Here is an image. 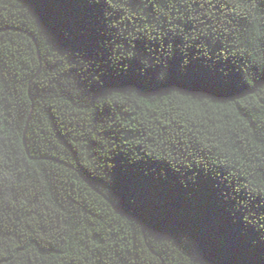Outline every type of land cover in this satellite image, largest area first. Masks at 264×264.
<instances>
[{"label": "trees", "instance_id": "obj_1", "mask_svg": "<svg viewBox=\"0 0 264 264\" xmlns=\"http://www.w3.org/2000/svg\"><path fill=\"white\" fill-rule=\"evenodd\" d=\"M0 264H264V0H0Z\"/></svg>", "mask_w": 264, "mask_h": 264}, {"label": "snow or ice", "instance_id": "obj_2", "mask_svg": "<svg viewBox=\"0 0 264 264\" xmlns=\"http://www.w3.org/2000/svg\"><path fill=\"white\" fill-rule=\"evenodd\" d=\"M183 71L189 72L190 68L189 67H185L183 69ZM214 86L215 87H219V88H228V87L234 86V83H230V82H228L226 80H217V81H214ZM252 243H254V241Z\"/></svg>", "mask_w": 264, "mask_h": 264}]
</instances>
